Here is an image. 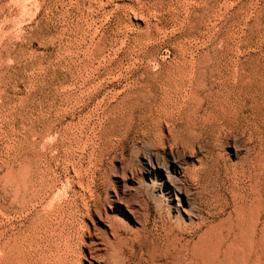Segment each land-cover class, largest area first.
<instances>
[{"label": "rangeland", "instance_id": "1", "mask_svg": "<svg viewBox=\"0 0 264 264\" xmlns=\"http://www.w3.org/2000/svg\"><path fill=\"white\" fill-rule=\"evenodd\" d=\"M0 264H264V0H0Z\"/></svg>", "mask_w": 264, "mask_h": 264}, {"label": "bare ground", "instance_id": "2", "mask_svg": "<svg viewBox=\"0 0 264 264\" xmlns=\"http://www.w3.org/2000/svg\"><path fill=\"white\" fill-rule=\"evenodd\" d=\"M24 260V259H23Z\"/></svg>", "mask_w": 264, "mask_h": 264}]
</instances>
